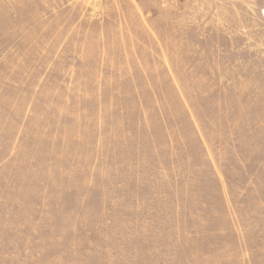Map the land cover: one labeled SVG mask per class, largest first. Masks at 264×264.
Returning a JSON list of instances; mask_svg holds the SVG:
<instances>
[{"label":"rangeland","instance_id":"rangeland-1","mask_svg":"<svg viewBox=\"0 0 264 264\" xmlns=\"http://www.w3.org/2000/svg\"><path fill=\"white\" fill-rule=\"evenodd\" d=\"M0 264H264V0H0Z\"/></svg>","mask_w":264,"mask_h":264}]
</instances>
